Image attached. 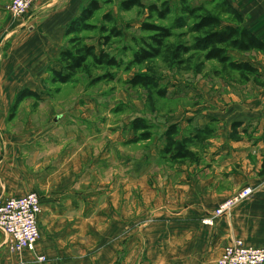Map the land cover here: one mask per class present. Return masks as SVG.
<instances>
[{
	"label": "rangeland",
	"instance_id": "374dc122",
	"mask_svg": "<svg viewBox=\"0 0 264 264\" xmlns=\"http://www.w3.org/2000/svg\"><path fill=\"white\" fill-rule=\"evenodd\" d=\"M11 1L8 0L6 5ZM111 1L101 0L102 9L91 22L96 28L82 33L81 37L86 43L95 44L99 52L104 37L108 35L101 31V26L111 25L103 19V15L112 12L123 36L113 38L103 47L110 55L123 60V66L103 67L89 60L86 68L78 71L72 81L53 83L49 68H61L59 51L53 59V66L44 68V72L39 74L40 83L32 88H38L42 99H24L9 123L13 125L18 140L28 141L34 137L32 144L22 147L18 162L22 167L31 168L33 179L38 184L43 206L39 224L43 233L46 228L44 222L49 218V209L44 207V196L41 194L45 191L44 182L50 191L63 189L64 195L56 199L66 203L72 202L76 191L83 190L90 193L85 195V202L94 194L95 203H89L85 216L96 224L97 232L104 233L113 224L111 243L117 248L111 264H141L145 246L142 237L147 229L158 226L160 235L167 236L171 224L183 222L188 204H197L200 200L210 205L216 203V190L237 184L239 179L232 176V171L242 167L235 164L227 170L229 165L222 167L216 160H207L204 150L197 163H174L160 152L165 143L166 129L177 123L184 136L196 126H201L200 113L206 93L212 105L224 92L242 93L246 98L256 95L255 90L264 86V55L259 52L234 54L236 59L259 67L258 77L251 76L250 80L239 72H221L216 61H205L204 68L198 73L197 65L203 59L194 51L191 52L194 56L186 55L188 60L180 67H171L158 58L128 69L135 51L149 49L147 43L154 44L150 39L153 33L142 30V23L165 27L175 24L176 19L185 16L182 9L186 3H203L213 13L222 10L225 22L232 21L233 16L223 12L224 0H143L146 4L158 5L169 1L172 13L164 20L149 16L147 11L138 8L121 11L119 5L122 0ZM194 23L195 20L191 19L187 27L174 28L175 36L169 41L173 44H192L195 33L190 31V27ZM70 37L74 35L63 36V48L70 46ZM136 74L154 75L159 86L131 85L129 81ZM159 89H165L166 95L159 94ZM136 118L146 119L152 125L150 140L131 142L136 137L131 123ZM217 130L218 127L214 136H217ZM245 136L248 135L228 132V139L240 140ZM208 143L205 142L204 148ZM54 170L60 171L59 179H50L48 184L44 181V173L50 171L54 176ZM64 215L59 219L61 225L74 223L72 212ZM176 234L178 241L183 243L184 233ZM105 238L107 236L96 237L94 243L90 242L92 237H81L84 242L71 239L49 246L55 247L56 252L71 250L72 257L89 253L90 257L86 259L93 261V258L100 260V257L106 256L110 240L105 242ZM43 240L31 252L36 253L38 248L41 254L44 253ZM4 245L6 251L2 257H9L12 262L17 260V264H79L82 261L79 258L67 261L46 252L35 254V258H28V262L22 263L19 253L12 252L7 241ZM40 256L46 259L40 261Z\"/></svg>",
	"mask_w": 264,
	"mask_h": 264
},
{
	"label": "crops",
	"instance_id": "0c3cea01",
	"mask_svg": "<svg viewBox=\"0 0 264 264\" xmlns=\"http://www.w3.org/2000/svg\"><path fill=\"white\" fill-rule=\"evenodd\" d=\"M89 1L54 0L48 3L47 0H41L28 14L15 18L6 10L8 0H0V199L39 191L31 168L22 167L18 162L22 147L32 144L34 137L28 141L18 140L8 117L18 91L24 87L33 88L40 83L39 74L44 72V68L53 66L54 57L63 48L67 25ZM229 1L243 16L245 26L264 41V0ZM253 65L257 67V64ZM255 91L256 95L248 98L242 93L224 92L218 95L214 105L206 93L200 113L201 126L216 118L218 130L217 136L207 141L205 157L207 160H216L222 167L229 165L227 170L231 169V165L241 164L239 170L232 171V176L239 182L216 190L218 198L213 205L203 200L188 204L183 222L171 224L167 236L160 235L158 226L147 229L142 237L145 260L141 264H216L223 248L235 239H242L250 246H264V86ZM236 122L241 123L238 132L248 136L240 140L228 139V132L233 131ZM59 173L54 170L55 175L51 176L50 171H47L44 181L49 184L50 179H59ZM247 186L253 188L250 198L235 205L227 215L216 219L213 225L203 222V218L210 216L220 203ZM44 190L41 193L44 207L49 209L44 233L41 229L40 240L44 239V253L41 254L38 248L36 253L26 250L19 253L20 262H28V258L36 257L35 254L48 252L67 261L82 259L79 264H111L117 248L111 243L113 224L104 233L97 232L96 224L85 216L90 208L89 203H95L94 194L85 202V195L90 193L76 191L72 202L66 203L65 200L56 199L64 195L63 189L50 191L44 182ZM69 211L74 215V223L61 225L59 219L64 218V213ZM176 233H184L183 243L178 241ZM101 236H107L105 242L110 240V247L106 248V256L100 257V260L93 258V261H88L86 258L90 257L89 253L72 257L71 250L56 252L55 247L49 246L71 239L84 242L81 237H92L90 242L95 243L96 237ZM5 242V235L0 232V264H17V260L12 262L9 257H2L6 251ZM128 260L129 255L126 258Z\"/></svg>",
	"mask_w": 264,
	"mask_h": 264
},
{
	"label": "trees",
	"instance_id": "16d2710c",
	"mask_svg": "<svg viewBox=\"0 0 264 264\" xmlns=\"http://www.w3.org/2000/svg\"><path fill=\"white\" fill-rule=\"evenodd\" d=\"M112 2L111 0H106ZM225 10L233 16V20L225 22L222 17V10L217 13L211 12L206 8L205 4L190 5L185 4L182 13L185 16L175 20V24L168 27L156 25L149 22L141 24L142 30L152 32L150 39L154 44L147 43L149 49L141 48L134 52L133 60L129 62L127 68L135 64H144L153 59H162L169 65L180 67L185 63L186 55L194 56L199 53L203 61L197 65L196 71L200 73L205 66V61H216L221 72H239L246 80H250L251 76L258 77L259 69L249 61H240L236 59L233 52L253 53L259 52L264 55V41L254 32L247 28L244 24V18L241 13L232 5L229 0H224ZM119 8L121 11H130L138 8L147 11L149 16H156L161 20L166 19L172 13V7L169 1L163 2L161 5L157 3L146 4L143 0H122ZM102 9L101 0H90L86 6L81 9L80 14L74 18L66 27L65 37L71 35L68 42L69 47H64L59 52V62L61 68L50 67L53 83H68L73 80L78 71L86 68L88 61L92 60L94 64L103 67H122L123 60L110 55L103 47L109 44L113 38L123 36V31L119 28L117 19L112 12L103 15V19L111 25L101 26L103 33H108L104 37L102 47L97 51L95 44H88L81 37V34L95 29L91 24L92 20ZM195 20L190 27V31L195 33L193 43L173 44L169 40L175 36L174 28H183L188 26L189 20ZM194 53H191L193 52ZM199 59V60H201ZM216 72H219L216 71ZM133 86H145L157 88L158 81L152 74H136L130 79ZM159 94L166 95L165 89H159ZM26 98L42 99L41 93L35 89L24 87L20 89L16 95L12 105L8 119L12 120L19 104ZM216 118L204 126H196L194 130L186 135H181L180 127L177 123L170 125L165 133V143L161 149V154L174 163L189 162L194 164L200 161V154L205 150V142L214 137L217 126ZM241 123L233 124V133H238L237 128ZM132 130L135 132V139L131 142L147 141L153 136L152 125L143 118H136L131 123ZM264 171V165L263 169Z\"/></svg>",
	"mask_w": 264,
	"mask_h": 264
},
{
	"label": "built area",
	"instance_id": "2783aa9c",
	"mask_svg": "<svg viewBox=\"0 0 264 264\" xmlns=\"http://www.w3.org/2000/svg\"><path fill=\"white\" fill-rule=\"evenodd\" d=\"M41 0H12L7 11L15 18L28 14ZM48 3L54 0H47ZM253 194V188L244 187L225 199L212 215L203 219L205 224L213 225L219 217L227 215L232 208ZM43 211L42 198L38 191L22 196L0 199V232L7 239L12 252L33 251L41 238L39 219ZM40 256L38 260H45ZM216 264H264V246H250L242 239H235L223 248Z\"/></svg>",
	"mask_w": 264,
	"mask_h": 264
}]
</instances>
